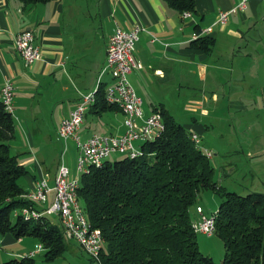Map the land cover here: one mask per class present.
I'll list each match as a JSON object with an SVG mask.
<instances>
[{
    "label": "crops",
    "instance_id": "crops-1",
    "mask_svg": "<svg viewBox=\"0 0 264 264\" xmlns=\"http://www.w3.org/2000/svg\"><path fill=\"white\" fill-rule=\"evenodd\" d=\"M239 2L194 0L195 13L181 17L161 0H48L32 5L0 0V86L5 79L13 86L11 115L26 126L27 120L34 117V110L50 116L58 112L55 134L61 141L57 137L60 121L81 95L94 89L113 28L128 30L138 25L141 30L132 54L140 67L131 70L127 80L141 100L142 117L161 105L177 122L175 109L180 106L185 113L181 125L196 134L201 145L237 144L240 134L246 136L238 131L240 125L241 129L249 127V177L260 188L252 184L245 192L264 194V0H246L242 9L227 14L223 24L216 22L219 11H228ZM205 28L207 33H200ZM23 29L32 32L39 49V58L29 66L22 64L13 47L14 36ZM194 33L213 40L207 52L190 46ZM108 78L101 74L100 83L106 85ZM248 111L249 125L245 117ZM95 128L101 129L100 133L94 132ZM79 130L80 140L92 133L120 135L124 131L122 112H85ZM13 138L8 144L13 154L26 155L20 164L30 165L24 192L30 191L41 177L51 186L60 162L67 167L68 175L75 176L68 166L71 156L65 159L67 139L74 145L69 149L77 156L72 139L61 141L63 149L58 154L47 139L36 142L29 134H24V142ZM54 150L58 157L51 169L45 156ZM207 150L212 153L209 161L213 159V176L220 169L213 179L220 185L234 167L232 162H223L222 170L221 163L214 160L227 158L219 155L223 153L221 147ZM51 198L50 191L40 205L48 206ZM194 214L197 218L195 211ZM36 244L30 236L14 239L0 235V251L5 255L8 246L13 249L9 250L12 255L20 256ZM39 252L42 251L37 250L35 255Z\"/></svg>",
    "mask_w": 264,
    "mask_h": 264
},
{
    "label": "trees",
    "instance_id": "trees-1",
    "mask_svg": "<svg viewBox=\"0 0 264 264\" xmlns=\"http://www.w3.org/2000/svg\"><path fill=\"white\" fill-rule=\"evenodd\" d=\"M18 1L32 5L48 0ZM161 1L178 13H195L194 0ZM212 43L200 36L190 46L207 52ZM104 86L98 85L86 112L120 111L105 101ZM153 111L160 114L163 129L140 143L141 155L106 158L78 177L76 199L90 227L97 228L102 238L98 262L86 254L85 264H217L198 250L192 229L196 218L189 209L202 190L219 198L213 234L222 242L220 264H264V194L240 195L217 184L209 158L191 140L190 131L161 105ZM13 130V117L0 100V235L34 238L41 246V258L49 262L66 248L63 229L40 203L26 199L17 184L27 170L10 153L7 141ZM22 208L39 216L24 218ZM0 264H34V259L24 254Z\"/></svg>",
    "mask_w": 264,
    "mask_h": 264
},
{
    "label": "built area",
    "instance_id": "built-area-1",
    "mask_svg": "<svg viewBox=\"0 0 264 264\" xmlns=\"http://www.w3.org/2000/svg\"><path fill=\"white\" fill-rule=\"evenodd\" d=\"M246 0H240L239 4L228 11H219L216 22L223 24L229 12L240 10L244 7ZM190 12H181V17H189ZM141 30L138 25L123 30L115 26L107 39L105 48L104 64L99 72L96 85L92 91L80 96L68 116L60 121L57 128V137L65 142L70 138L77 148L75 170L77 175L67 179L68 169L62 162L56 168L53 183L48 185L45 178L34 181L30 191L25 192V198L38 203H45L48 192H52V198L43 212L55 214L62 229L65 239L73 240L82 251L98 262V253L102 238L97 228L90 227L82 209L76 199V188L78 177L86 173L90 166L98 167L112 153H122L129 158L141 155V150L133 145L153 139L163 129L161 116L157 111H152L148 116L142 117L141 100L135 94L127 80V74L140 67L138 61L133 57L134 43L137 34ZM207 28L200 33H207ZM199 33H194L192 39H196ZM13 47L20 57L24 66H29L39 58V49L33 42V35L29 29H23L16 33L13 38ZM105 74L110 81L104 86V99L108 104L115 105L123 114L124 131L120 135H100L92 133L84 140H80L78 130L83 116L89 105L94 101V92L100 84V75ZM13 86L7 79L0 86V100L5 111L12 114ZM191 140L198 145L196 134H190ZM205 157L210 158L211 152L203 150ZM197 218L192 222L194 232L211 235L214 232V214L205 215L199 206L195 207ZM20 213L24 218L39 216V213L22 208ZM37 250H41L39 244L35 249L25 254L34 256Z\"/></svg>",
    "mask_w": 264,
    "mask_h": 264
},
{
    "label": "rangeland",
    "instance_id": "rangeland-1",
    "mask_svg": "<svg viewBox=\"0 0 264 264\" xmlns=\"http://www.w3.org/2000/svg\"><path fill=\"white\" fill-rule=\"evenodd\" d=\"M248 40H249V31H247L246 33ZM109 79V78H108ZM13 97V95H12ZM13 104V99L12 102ZM13 108V106H12ZM175 114L176 116V120H178L177 122L180 124H183L182 122H184V115L185 113L181 112V108L180 106H176L175 109ZM249 110V109H248ZM13 114V113H12ZM34 117H32L31 120H27V124L26 126L23 125V122L20 123L18 122V120L15 119L14 115H12L13 117V122H14V138L13 140L15 141V139H19L22 140L23 142L25 141L24 139V134L27 136L28 134L36 141V142H40L42 139L46 140L49 142L48 145L51 146L52 149H57V153L60 154L62 152L63 149V143L61 141H58L56 138V134H55V128H56V117L58 116V112H54L52 113V115L50 116L48 114V112L45 111H41L40 113H38L36 110L33 111ZM237 115L244 116V113H236ZM227 115H230V113H228ZM247 118V123L249 125V111L246 113ZM234 125H237L238 121L237 119L233 120ZM241 125L238 129V131L240 133H243L246 136H242L241 134L238 136L237 140L239 141V143H222L220 145H209L206 143H204V145H201V143H198V147L200 150H204V148H209V149H215V148H222L223 149V153H219V155H227V158L225 160H223V158L221 159H216V157L214 158V160L218 163H221V167L223 166V162H232L231 167H234L233 172L228 175L227 177H225L224 179H222V182L220 183V185H222L227 191H233L237 194L240 195H244L246 194L245 190H249V186H251L252 184L255 185V187H259L257 182L255 180H251V178L249 177V127L247 128H242L241 129ZM99 128H95L93 129L94 132L96 133H100ZM80 130H78V134ZM80 136V135H79ZM12 139L7 141L8 144H11ZM67 141V145L68 146V151L66 152L65 155V159H71V162L68 163V166L72 169L70 171L71 175H77L76 170L74 169V164H75V152H73L71 149H69V147L72 144V142L69 141V139L66 140ZM69 141V142H68ZM17 142V141H16ZM43 142V141H42ZM66 143V142H65ZM74 146V145H73ZM203 146V147H202ZM10 153L13 154V150L9 147ZM75 150V149H74ZM209 151V150H208ZM211 152V151H210ZM56 150L53 151L52 155H46L45 157L47 158V163L48 165H50L51 169L53 168L58 155L55 154ZM212 155V153H211ZM38 155H35V157H37ZM124 156V154L122 153H112L108 156V160L112 161L115 159H119L122 158ZM26 157V155H17V161L20 163V161ZM210 162H213L210 160ZM30 166V165H29ZM29 166L26 165L25 169L28 170L27 173H30V169ZM216 169V167H215ZM225 169L224 167H222V170ZM215 173L220 174V169H216ZM244 174V175H243ZM74 176V177H75ZM217 176H213V179H216ZM74 177H71L70 175H68L67 179H72ZM17 184L21 186V188H26L27 187V176L22 175L21 177H19L17 179ZM38 203V202H36ZM219 203V198L210 190H202L198 193L197 195V199H196V203L195 205H200V207L203 209V214L205 213V215H209L211 213H213ZM195 205H193L190 209V216L193 218L195 216L194 214V207ZM43 209H45V206H42ZM49 218L51 220H54V218H56L55 214H49ZM195 239L197 242V246H198V250L204 254L207 255L209 257H211V259L216 262L217 264H220V260L223 254V247H222V242L221 240L216 237L214 234L211 235H205L203 233L200 232H196L195 233ZM65 245L66 248L65 250L62 252V254L53 259L52 261H44L41 258L42 252H39L37 255H35L33 257L34 259V264H85V262L88 259V256L80 249L78 248V246L76 245V243L73 240L70 239H65ZM11 246L7 247V254L5 255V252L0 251V263L8 258H12L14 257V255H12L13 253H11L9 250H13L11 249ZM35 249V247H34ZM33 249V250H34ZM1 250V249H0ZM21 252L22 251H18ZM26 252V251H23ZM30 252V251H28ZM28 252H26L25 254H28ZM16 252H14L15 254ZM92 264H95L94 262Z\"/></svg>",
    "mask_w": 264,
    "mask_h": 264
}]
</instances>
